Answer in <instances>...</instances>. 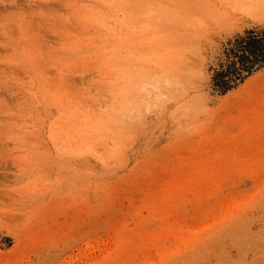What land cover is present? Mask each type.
Wrapping results in <instances>:
<instances>
[{"label": "rangeland", "instance_id": "rangeland-1", "mask_svg": "<svg viewBox=\"0 0 264 264\" xmlns=\"http://www.w3.org/2000/svg\"><path fill=\"white\" fill-rule=\"evenodd\" d=\"M0 264H264V0H0Z\"/></svg>", "mask_w": 264, "mask_h": 264}, {"label": "bare ground", "instance_id": "bare-ground-1", "mask_svg": "<svg viewBox=\"0 0 264 264\" xmlns=\"http://www.w3.org/2000/svg\"><path fill=\"white\" fill-rule=\"evenodd\" d=\"M260 63H261V60L260 61H258V60H256V65H260ZM239 64V63H238ZM238 66V65H237Z\"/></svg>", "mask_w": 264, "mask_h": 264}]
</instances>
